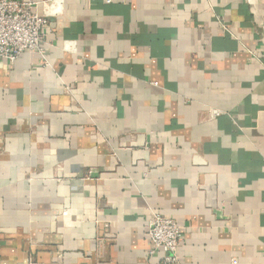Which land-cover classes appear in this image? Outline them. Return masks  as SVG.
<instances>
[{
	"label": "crops",
	"instance_id": "crops-1",
	"mask_svg": "<svg viewBox=\"0 0 264 264\" xmlns=\"http://www.w3.org/2000/svg\"><path fill=\"white\" fill-rule=\"evenodd\" d=\"M33 1L46 66L0 61V264H162L152 214L177 222L179 264H264L258 14Z\"/></svg>",
	"mask_w": 264,
	"mask_h": 264
},
{
	"label": "built area",
	"instance_id": "built-area-1",
	"mask_svg": "<svg viewBox=\"0 0 264 264\" xmlns=\"http://www.w3.org/2000/svg\"><path fill=\"white\" fill-rule=\"evenodd\" d=\"M36 7L33 0H0V61L12 65L22 54L31 53L39 57L40 65L46 66L44 32L50 20L38 15ZM212 113L213 116L219 115L217 111ZM146 235L153 246L148 253L150 257L160 251L162 264H179L178 249L182 236L175 220L152 214L147 222Z\"/></svg>",
	"mask_w": 264,
	"mask_h": 264
},
{
	"label": "rangeland",
	"instance_id": "rangeland-1",
	"mask_svg": "<svg viewBox=\"0 0 264 264\" xmlns=\"http://www.w3.org/2000/svg\"><path fill=\"white\" fill-rule=\"evenodd\" d=\"M245 2L258 14L259 25L257 28V35L264 43V0H245Z\"/></svg>",
	"mask_w": 264,
	"mask_h": 264
}]
</instances>
